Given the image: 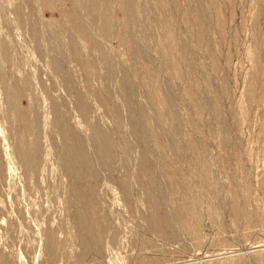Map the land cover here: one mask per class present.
Wrapping results in <instances>:
<instances>
[{
  "label": "rangeland",
  "instance_id": "1",
  "mask_svg": "<svg viewBox=\"0 0 264 264\" xmlns=\"http://www.w3.org/2000/svg\"><path fill=\"white\" fill-rule=\"evenodd\" d=\"M209 2L173 0L169 12L182 47L176 76L161 54L157 0H128V10L123 0H0V264H264V59L253 86L257 32L264 49V0H215L217 13ZM73 13L88 30L81 44L91 74L72 47ZM201 23L202 45L195 37ZM141 61L157 73L164 107L149 92ZM192 83L201 85V109ZM96 86L109 91V106ZM75 136L96 172L101 216V249L88 254ZM194 142L209 161L204 177ZM176 170L197 198L202 242L178 218L181 194L168 179ZM151 192L167 232L158 228Z\"/></svg>",
  "mask_w": 264,
  "mask_h": 264
},
{
  "label": "bare ground",
  "instance_id": "2",
  "mask_svg": "<svg viewBox=\"0 0 264 264\" xmlns=\"http://www.w3.org/2000/svg\"><path fill=\"white\" fill-rule=\"evenodd\" d=\"M224 1H229V0H224ZM47 2H51V0H47ZM157 2H158L159 7L162 10V17H161L162 27H161V35L159 39L160 45H161L160 46L161 54L164 56L165 61L169 69L171 70L172 74L179 76L181 75V69H180V59H178L177 55L178 54L180 55L182 47L180 45V40H179L178 34L176 32V29L173 23L174 19L172 20V17L170 16V12H169V9L172 6L173 0H157ZM95 3L97 4V1ZM123 5L127 10L129 9L128 0H123ZM209 6H210V9L215 10V12L218 11V7L215 3V0H210ZM71 15L68 19V33L71 36L72 47L77 53L80 60L82 61L83 63L82 67H85L84 69H86L87 72L91 74L93 71L92 62L87 52L82 48V44H81V37L82 36L84 37V35L86 36L87 34L86 32L88 30L82 24L81 20L79 21L77 19L74 13L72 16ZM185 16L189 22H192L194 20V17L191 15L189 11L185 12ZM127 21H128V18H126L123 21V23L126 25ZM217 22L221 28L223 24L222 19L218 17ZM206 27H207L206 23H201L197 31L195 32L196 41L201 45L206 43V35H207ZM127 42L129 43V39H127ZM255 42L256 44L253 50V55L255 58L254 60H256L255 63L257 62L256 64L257 68L255 71V77H254L255 83L253 82L254 79L252 83H254L253 86L255 85V87L258 88L259 86L258 82H260V78L262 75V71H261L259 64L261 63L260 61L264 59L263 38H262L261 33H258V32L256 33ZM105 59H106V62L107 61L110 62L108 55H105ZM212 68L217 70L218 69L217 64H213ZM141 76L144 82L149 86L150 88L149 92H151L153 99L159 104L160 107H164L166 104V99L160 94V91H159L160 89L159 77L157 73L155 72V70L153 69V67L145 61L144 62L141 61ZM256 88L250 91L251 93L253 92L255 99L256 97L257 98L260 97V93L258 91L259 89L257 90ZM92 89L96 94L101 96L104 103L107 106H109V101H110L109 91L103 86L92 87ZM190 89H191L190 90L191 98L194 104H196L197 107L201 109L202 107L200 105V101L198 100V94L201 91V85L199 83H195V84L192 83ZM117 113L120 114V111L117 110ZM22 122H23V130H26L28 128V119L25 116H22ZM169 124H170V121H169ZM97 135L101 143L102 151L104 153H108L111 146H109L107 137L102 133L101 130H97ZM155 140L159 146H163L164 143L160 137L155 135ZM82 143L83 142L78 137L76 136L73 137L72 161L75 166V173L77 174V176L79 177L81 181L78 187V191H77L78 194H80L79 197L82 196L80 200L81 205L78 210H79V216H80L79 220L81 223L80 229H82V240L85 246L84 251H85V254H88L93 251H96L97 248L101 249L102 239L100 238V234L98 233L99 225L101 222V218H100L101 216L99 217L95 211L96 206H95V201H94L95 198H94V193H93L94 189H93V183L91 181L92 178H95L96 172L94 171V168L92 169V163L90 159L87 157L86 155L87 153H85L86 151L84 150L85 147H83L84 144ZM192 148L194 149V153L196 155V162L201 172V176L204 177L208 173V169H209V161L207 160L206 151L204 150V147L203 148L201 147L200 143L198 144L196 142L192 144ZM22 154L23 156L27 158L35 159V155L27 151L26 149L22 151ZM144 163H145L144 169H146L147 172L151 176H154L157 172V169L155 168V166L148 163L147 160ZM168 179L170 180L172 187L176 191L178 192L180 191V194H181L180 203L182 204L179 209L180 212L178 213V218L180 222L183 224L184 228L187 231H189L194 236V238H196V241L202 242L203 237L200 233V225H199L201 222V215H200L199 209L196 206L197 198H195L194 194L192 193L188 185H186V178L181 171L176 170L174 172L168 173ZM150 195H151V200H152V208L156 215V221H157L158 228L162 232H167L168 227L161 222L158 216V206L156 204L155 195L153 192H151ZM51 233L53 232H50V234ZM52 235L55 236L54 234ZM53 236H51L49 239L54 248L55 246H57L55 244L58 242L54 240L56 238L55 237L53 238ZM227 262L214 263V264H229ZM94 263L102 264L100 261H95Z\"/></svg>",
  "mask_w": 264,
  "mask_h": 264
}]
</instances>
